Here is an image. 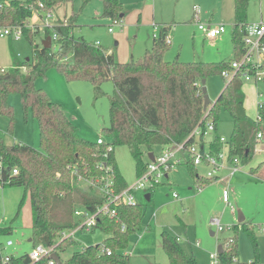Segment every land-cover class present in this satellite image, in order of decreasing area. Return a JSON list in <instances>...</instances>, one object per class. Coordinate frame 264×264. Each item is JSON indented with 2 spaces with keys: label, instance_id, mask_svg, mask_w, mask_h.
I'll return each mask as SVG.
<instances>
[{
  "label": "trees",
  "instance_id": "trees-1",
  "mask_svg": "<svg viewBox=\"0 0 264 264\" xmlns=\"http://www.w3.org/2000/svg\"><path fill=\"white\" fill-rule=\"evenodd\" d=\"M59 1L0 0V27H21L33 52L29 62H18L11 52V66L0 71V113L12 116L7 98L12 92L18 93L26 112L29 111L37 121L40 147L34 148L20 142L7 144L0 137V186H20L24 194H28L31 210L30 242L33 248L39 244H56L57 250L63 249L66 242L74 243L71 238L62 239L59 243L58 240L60 232L76 227L75 208L82 206L94 210L102 201V196L93 192L92 188L84 190L77 185L75 172L85 178H100L106 172L99 164L106 162L113 169L115 191L127 186L114 159L116 147L127 148L134 161L136 175L139 176L147 166L143 157L152 152L154 147H168L183 141L189 143V134L195 125L207 119L217 124L219 108H224L232 121L227 158L230 161L237 156L244 164L254 152L256 132L260 128L245 111L243 83L239 77L224 80V87L218 97L203 109L201 80L210 74L220 75L222 70L229 68L231 59H238L242 54L241 25L244 23L247 0H241L240 3L237 0L239 7L230 36L232 57L219 62L164 59L169 25L160 26L153 36L151 48L140 58L118 62L113 54L71 33L76 13L64 23L54 24L52 28L44 30L45 37L56 34V51L39 47L33 42V36L37 33H31L26 23L33 10L38 9L39 3L43 9ZM121 7L119 0H105L101 16L118 20L122 17ZM52 66L68 81L89 82L96 95H101L104 81H112L109 124L103 128L102 134L108 137L113 149L107 152L106 157L103 156V146L79 136L76 126L60 105L35 87L36 77L44 75ZM257 112H260L264 124V106L258 108ZM220 147L219 139L215 138L211 151L217 152ZM186 164L195 186H202L208 178L198 175L197 169L189 161ZM12 168L17 169L16 174L11 173ZM22 202L23 198L19 207ZM115 217L117 221L99 216L95 228L101 229L106 238L101 243L73 251L62 264H130L129 256L122 251L126 248L128 236L140 229L142 207L139 203L119 205ZM121 225H124L123 230ZM240 225L254 239L253 229L243 222L233 228L237 230ZM1 231L10 232V227ZM234 242L235 239H229L231 247L221 246L222 251L217 252L220 264L238 263L234 261ZM161 246L170 264H194V258L186 255L176 238L164 230L161 232ZM30 262L28 253L9 257V264Z\"/></svg>",
  "mask_w": 264,
  "mask_h": 264
},
{
  "label": "rangeland",
  "instance_id": "rangeland-1",
  "mask_svg": "<svg viewBox=\"0 0 264 264\" xmlns=\"http://www.w3.org/2000/svg\"><path fill=\"white\" fill-rule=\"evenodd\" d=\"M66 1H69L67 11L72 4L73 9L79 13L74 35H82L88 42H98L105 50L112 52L117 61H126L131 55L136 59L140 58L144 50L151 46V39L157 34L161 23H166L170 27L168 44L164 52L166 60L218 61L232 56L230 34L234 22V0H119L122 4L120 13L123 16L118 20L100 16L102 0H88L83 8H81L83 0ZM56 5L57 3L43 9L50 10ZM193 7L200 9L202 24L210 23L212 26L223 24L225 31L214 38L206 37L193 23ZM261 13L264 15V0H249L246 15L250 21L251 18L256 21L249 23H258ZM60 14L59 12L57 19ZM37 15L36 12L33 13L26 23V28L31 33H37L33 36V42L40 47V40L44 34ZM261 22L264 23V20ZM108 28L112 31H108ZM57 48V44L52 42L51 51L54 52ZM12 51L18 62L31 60L33 57L32 47L25 35L19 40L0 38V69H8L11 66ZM34 84L53 102L60 105L65 115L76 126L79 136L88 141H95L99 136L108 139L102 134V130L109 124V96L113 91L111 80L104 81L101 85V95H96L94 87L89 82L68 81L52 66L44 75L36 77ZM204 86L209 100L214 102L224 87L222 76L210 74L205 79ZM242 90L246 112L251 118H255L258 103H264V84L244 82ZM258 92H262L263 95L259 96ZM7 102L11 107L12 116L0 113V137L7 144L20 140L34 148H40L37 121L29 111L26 112L18 93H10ZM231 131L232 121L229 113L224 108H219L217 133L226 141L225 159L217 176L209 178L200 186L201 188L204 186L202 192L198 193L199 190L195 188L193 176L185 162L186 157L182 153L180 156L183 162L176 164L168 173L169 183L164 179L161 184L153 187L150 200H145L144 190L135 192L134 199L142 207L140 224L142 230L138 229L128 236L126 248L122 251L129 256L131 264H170L160 242L163 230L180 238L179 246L186 255L194 258V264H211V253H216L219 245L229 249L231 238L235 239L234 261L237 260V264H264V178L250 172L259 161L264 160V137L256 145V151L248 162L242 165L239 162V169L231 173L227 158V143ZM212 137L213 133L205 136L208 141H211ZM195 142L199 143L197 139ZM153 151L157 153L158 150L155 147ZM114 159L127 186L133 184L137 175L134 161L127 148L116 147ZM143 159L147 160L146 157ZM195 168L197 173L205 175V167ZM224 170L227 176L222 179L225 180L224 184L227 183L225 189L229 204L221 201L220 173ZM85 185L84 181L78 182L79 187ZM174 193L176 197L172 196ZM22 195L21 187L0 188L1 257L29 254L33 249L32 243L28 241L31 237L30 204L27 197L19 207ZM230 206L234 208V213ZM238 211L244 216L243 223L253 229L254 239L249 237L241 225L237 230L233 228V225L240 224L237 223ZM214 218L219 220L221 229L211 223V219ZM147 224H150V227L145 228ZM6 227H10V232L1 231ZM105 238L106 235L99 228L89 232L79 229L73 236L74 243L69 241L65 243L63 249H56L57 256L62 264L73 251L101 243ZM8 240L11 241L10 245L6 244ZM216 261L219 263V258Z\"/></svg>",
  "mask_w": 264,
  "mask_h": 264
},
{
  "label": "built area",
  "instance_id": "built-area-1",
  "mask_svg": "<svg viewBox=\"0 0 264 264\" xmlns=\"http://www.w3.org/2000/svg\"><path fill=\"white\" fill-rule=\"evenodd\" d=\"M39 8H42V4H38ZM199 10L195 8L194 10V20L198 22ZM51 13L49 11L45 12L43 17L45 19H38L41 23V29L52 28L53 23L50 22ZM243 28V35L241 37L242 42V54L238 59H231L229 62V68L221 71V76L226 80L230 81L236 77H239L244 82H252L254 84L262 83L264 84V23H243L241 25ZM198 28L205 32L209 37H216L217 35L225 31L224 25L220 24L215 27L205 25L202 23L198 24ZM108 31H112L108 28ZM22 35L21 27H2L0 28V38L12 36L15 40L20 39ZM52 38H56V34L52 35ZM96 44H98L96 42ZM259 96H262V92H258ZM264 103L259 102L257 108L261 109ZM207 112H205V115ZM255 123L259 125V129L256 132V140L259 141L263 138L264 131L262 126V117L260 112L256 113L254 119ZM216 126L212 119H207L203 123L198 122L195 127L191 130L189 137L191 141L187 144L183 142L174 143L169 147L164 148L158 155L154 156L152 160L147 162L146 170L137 176V179L130 186H126L121 191H115L114 189V179L112 176L113 169L112 166L107 165L106 162L99 164L100 168H103L106 175L100 178H85L74 173L76 176V182L84 181L88 187L96 190L101 196L102 201L96 206L94 210H89L87 208L75 209L74 217L76 219L77 225L73 229L65 230L60 232L58 243L62 239L73 238L74 233L77 229H84L90 231L96 226V222L99 216H107L113 218L115 221L118 219L116 216V207L119 205H135L136 200L134 199L135 192L137 190L147 191L158 185L170 170L176 165L181 163L183 160L180 154H184L186 161H189L193 166H206L207 170L205 172V178H212L217 176V172L223 166L224 162V144L225 139L219 137V142L222 144L221 148L217 152H212L210 147L207 146V141L205 136L209 133H213ZM195 139L199 143L195 142ZM96 144L101 145L105 148L103 156H107V152H111L112 145L104 140L102 136L96 139ZM207 146V148L205 147ZM240 160L237 156H234L229 161V170L231 173L239 169ZM1 165V161H0ZM12 174L17 173L16 168L11 169ZM200 186H197V190H200ZM176 197V194H173ZM222 199L225 203L229 204L228 194L226 189L222 190ZM211 223L215 225L218 229H221L220 222L217 218L211 219ZM121 229H124V225H121ZM176 240L178 238L176 237ZM7 245L11 244V241L6 242ZM110 252L107 250V254ZM53 254L56 253V244L50 246H43L41 244L36 245L29 253V258L31 262L29 264H56L55 260L52 258ZM10 256H0V264H9ZM211 264H219L216 261L217 252L211 253Z\"/></svg>",
  "mask_w": 264,
  "mask_h": 264
},
{
  "label": "crops",
  "instance_id": "crops-1",
  "mask_svg": "<svg viewBox=\"0 0 264 264\" xmlns=\"http://www.w3.org/2000/svg\"><path fill=\"white\" fill-rule=\"evenodd\" d=\"M5 2L6 1H8V0H4ZM21 1H24V0H21ZM103 2H102V8H103V3H104V1L105 0H102ZM248 1L249 0H247V2H246V7H245V12H244V23H247V22H256L254 19H252L251 18V21H250V18L248 19L247 18V15H246V9H247V4H248ZM88 2V0H83V4H82V6H81V8H83V6H84V4L85 3H87ZM241 2V0H239L238 1V3H240ZM67 3H69V1H66V0H60L58 3H57V5L56 6H54L52 9H50V10H48V9H42V8H39L38 7V9H36V10H33V13L34 12H36L38 15H37V19L40 17V19H42L43 20V15H44V13L45 12H47V11H49L52 15H51V19H50V22L51 23H53L54 24V22H58L57 24H59V23H61V22H63L64 23V20L66 21L67 19H68V17H70V15L72 14H74V13H76L77 14V16H76V19H75V21H74V26H73V28H72V34L74 35V30H76L75 29V27L77 26V19H78V12H76L74 9H73V5L72 4H70V10L69 11H67ZM120 3H121V1H120ZM237 0H234V21H235V18H236V16H237V9H238V7L239 6H237ZM121 6H122V4H121ZM195 8H197L198 10H199V13H198V22H196L195 20H194V10H195ZM41 10V11H40ZM44 10V11H43ZM102 11V10H101ZM61 13L60 14V17H59V19H57V16H59L58 15V13ZM33 15V14H32ZM53 15H54V21H53ZM100 16H101V13H100ZM120 16H123V14L122 13H120ZM32 17V16H31ZM101 17H103V16H101ZM31 18H29L28 20H30ZM58 20V21H57ZM61 20V21H60ZM192 20H193V23L197 26V29L198 30H200L199 28H198V24L199 23H201V12H200V9L198 8V7H193V9H192ZM264 20V15L261 13V15L259 16V18H258V21L260 22V21H263ZM233 24H234V22H233ZM160 26H162V25H167L166 23H161V24H159ZM205 25H209V26H211V27H215V26H212L210 23H207V24H205ZM220 25V24H219ZM223 25V24H222ZM218 26V25H217ZM225 27V26H224ZM0 28H2V27H0ZM46 29V28H45ZM45 29H42V32H43V34H44V30ZM201 32H203L202 30H200ZM111 32V31H110ZM204 34H205V32H203ZM23 35V34H22ZM22 35H21V37H22ZM75 36V35H74ZM205 36L206 37H209V36H207L206 34H205ZM218 36V35H217ZM216 36V37H217ZM230 36H231V34H230ZM7 37H9V38H12V39H14L12 36H7ZM20 37V38H21ZM77 37H82L83 39H85L82 35H79V36H77ZM45 38V36H43V37H41V40H40V46L41 47H43L42 46V40ZM51 38V43L52 42H55V40L52 38V36L50 37ZM211 38H214V37H211ZM152 39H153V37H152ZM152 39H151V46H152ZM19 40V39H18ZM86 40V39H85ZM87 41V40H86ZM88 42V41H87ZM89 43H91V44H93L94 46H99L101 49H103L106 53H108V54H113L112 52H109V51H107V50H105L98 42V44H96V43H92V42H89ZM151 46L149 47V48H146L145 50H144V52L146 51V50H148V49H150L151 48ZM232 46V45H231ZM13 52V51H12ZM144 52H143V54H144ZM14 53V52H13ZM15 54V53H14ZM142 54V55H143ZM15 57H16V55H15ZM140 57V56H139ZM232 57V56H231ZM231 57H229V58H224V59H220V60H218V61H206V60H197V61H202V62H219V61H223V60H230L231 59ZM16 59H17V57H16ZM130 59H136V58H134L132 55L130 56V58L128 59V60H130ZM31 60H32V58H31ZM128 60H126V61H128ZM25 61H27V62H29L30 60H25ZM126 61H118V62H126ZM193 61V60H192ZM2 70H4V69H0V71H2ZM23 70H25V68L23 67ZM222 80L224 81L225 79L222 77ZM242 81V80H241ZM242 83H244V81H242ZM243 85V84H242ZM222 91V90H221ZM220 91V92H221ZM243 91V90H242ZM244 93V92H243ZM220 94V93H219ZM218 94V95H219ZM218 97V96H217ZM244 102H245V100H244ZM212 103V102H211ZM210 103V104H211ZM207 108V107H206ZM244 108H245V106H244ZM245 111H246V108H245ZM257 111H258V108H257ZM247 113V112H246ZM248 115V114H247ZM249 116V115H248ZM250 117V116H249ZM251 118V117H250ZM252 119H255V118H252ZM215 126H216V129H215V131L213 132V137L210 139L211 141H208L207 139H206V141H207V146H209V147H211V145H212V142L214 141V139L215 138H219L220 136H218V133H217V124H215ZM263 127V126H262ZM263 131H264V129H263ZM263 137H264V135H263ZM98 138V137H97ZM96 138V139H97ZM104 140H106V141H108V139H104ZM96 141V140H95ZM257 141V140H256ZM260 141V140H259ZM259 141H257L256 143H255V145H254V152H253V154H252V156L254 155V153H255V151H256V145L258 144V142ZM15 142V141H14ZM13 142V143H14ZM17 142H20V143H22L20 140L19 141H17ZM226 142V141H225ZM169 146H171V145H169ZM168 146V147H169ZM207 146L205 145V147L207 148ZM221 146H222V144H221ZM155 148V147H154ZM157 148V153H155L154 151H152V154H153V157L154 156H156V155H158L164 148H166V147H159V146H157L156 147ZM221 148V147H220ZM224 148H225V144H224ZM264 149V148H263ZM154 150V149H153ZM257 151H259V150H257ZM251 156V157H252ZM146 161L147 162H149L150 160H152V159H149V157H148V155H146ZM183 162V161H182ZM185 162H188V161H185ZM241 165H242V163H241ZM203 167H205V171H206V166H203ZM227 169V168H226ZM228 169H229V167H228ZM227 169V170H228ZM250 172L252 173V174H256V175H258V176H260L261 178H264V160H262V161H259L258 162V164L254 167V168H251V170H250ZM227 172H226V170H224L223 172H221L220 174H221V178H220V180L222 179V178H226V176H227V174H226ZM198 175H200L201 177H205V175H202V174H199L198 173ZM262 175V176H261ZM219 176V175H218ZM165 179V181H167L168 183H169V175L167 174V176L164 178ZM219 180V181H220ZM229 180V179H228ZM223 181H225L224 179H222L221 181H220V184H221V199H222V190L223 189H225V186H227V183H225L224 184V182ZM223 183V184H222ZM78 185V184H77ZM4 187H6V186H4ZM4 187H2V186H0V188H4ZM17 187H20V186H17ZM204 187V186H203ZM200 188V190H199V192L198 193H200V192H202V190L204 189V188ZM22 188V187H21ZM80 188H82V189H86V190H89L90 189V187H88V185L86 184L84 187H80ZM195 188H196V186H195ZM23 189V188H22ZM94 190V189H93ZM152 191H153V188L152 189H149V190H147V191H144V198H145V200H150L151 199V197H152ZM93 192H95V193H98L96 190H94ZM136 194V193H135ZM145 194H148V199L145 197ZM173 196V195H172ZM27 197H28V200H29V196H28V194H24V192H23V195H22V198H23V201L25 200V198L27 199ZM174 197V196H173ZM220 199V200H221ZM222 202H223V199L221 200ZM29 204H30V200H29ZM85 209L86 207H82V206H77L75 209ZM233 207H231L230 206V210L234 213V211H233ZM30 212H31V210H30ZM242 214V213H241ZM153 216V218L155 217V215H152ZM243 216V215H242ZM78 218V217H77ZM76 217H75V219H77ZM237 218H238V213H237ZM151 220H149V222H150ZM244 221V216H243V219L240 221V222H238L237 221V223H241V222H243ZM150 227V224H147L146 226H145V228H147V227ZM234 226V225H233ZM7 228V227H6ZM142 228V227H141ZM139 229V230H142V229ZM3 229V228H2ZM93 229H95V228H93ZM92 229V230H93ZM77 230H79V229H77ZM76 230V231H77ZM75 231V232H76ZM86 231V230H85ZM91 231V230H90ZM89 232V231H88ZM212 234L211 235H213V232H211ZM75 234V233H74ZM175 237V236H174ZM176 238V237H175ZM177 238H178V242L180 241V238L177 236ZM30 238H28V241L30 242V240H29ZM73 239V238H72ZM160 242H161V240H160ZM126 254V253H125ZM129 263H130V261H129ZM131 264V263H130Z\"/></svg>",
  "mask_w": 264,
  "mask_h": 264
},
{
  "label": "water",
  "instance_id": "water-1",
  "mask_svg": "<svg viewBox=\"0 0 264 264\" xmlns=\"http://www.w3.org/2000/svg\"><path fill=\"white\" fill-rule=\"evenodd\" d=\"M42 46L43 48L49 49L51 46V38L50 36H46L43 40H42ZM205 79L201 80V86H202V93H203V109L205 110L206 107L211 103V101L209 100L208 96L206 95V91H205ZM148 157L149 159H153V154L152 152L148 153ZM145 197L148 199V194H145ZM238 213V218L237 221L240 222L243 219V216L241 214L240 211L237 212ZM212 234V233H211ZM30 240V239H29ZM222 248L219 245L217 248V252H221ZM52 258L55 260L56 264H61L57 254H53Z\"/></svg>",
  "mask_w": 264,
  "mask_h": 264
}]
</instances>
